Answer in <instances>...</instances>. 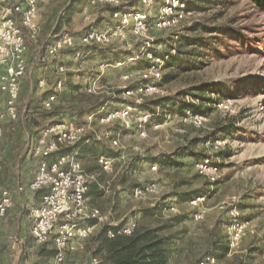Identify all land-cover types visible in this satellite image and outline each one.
<instances>
[{
  "label": "rangeland",
  "instance_id": "374dc122",
  "mask_svg": "<svg viewBox=\"0 0 264 264\" xmlns=\"http://www.w3.org/2000/svg\"><path fill=\"white\" fill-rule=\"evenodd\" d=\"M124 1V5H138L137 0ZM69 2L75 9L79 3L88 4L87 0H39L37 20L41 31L38 41L28 43L29 74L21 85L20 111L25 113L24 101L29 95L38 101L22 133L5 131L10 124L4 125L0 184L4 180L2 171L18 170L23 164L24 171L32 168L31 143L51 122L63 121L73 114L80 116L82 108L94 107L100 101L112 108L130 105L132 99L119 90L139 81V71L146 61L139 49L145 40L160 52L175 46L178 57L165 68L161 92L144 97V102L168 96L173 99L171 103H177L184 98L196 105L193 112L200 108L205 111L208 120L195 126L183 121L184 114L176 112L177 106L164 108L163 121L154 115L145 139L136 135V129L124 131L120 125L97 124L95 130L100 137L109 130L112 137L119 139V145L106 140L84 150L85 166L97 174L101 185L107 187L105 183L110 181L106 193L95 187L88 203L100 209L104 221L111 225L136 221L138 226H164V233L175 235L169 264H195L208 253L212 241L229 243V225L242 221L246 224L242 240L217 264H264V11L251 0H199L202 8L193 6V14L178 28L149 30L148 37L141 39L128 32L132 50L115 42L86 48L83 62L69 51L43 61L40 56L46 44L64 29L56 21L59 9ZM92 6L91 24H101L108 18L107 5ZM147 12L153 16L157 7ZM223 25L231 29L223 30ZM101 26H107L106 20ZM68 27L76 32L75 27ZM132 55L136 59L129 61ZM62 58L67 73L63 75L62 89L57 90L55 67L62 64ZM119 60L128 63L122 69L115 67ZM100 72L99 88L96 94L91 93L87 84L93 74ZM125 72L133 74L129 82L121 79ZM42 78L47 81L44 88L38 86ZM50 90H56L58 102L54 109L45 111L41 102ZM188 91L199 97L186 95ZM46 114L50 118L45 119ZM10 123L18 130V122ZM218 138L223 140L221 145H213ZM102 154L115 158L112 173L103 171L98 164L97 157ZM207 156L218 164L215 180L196 168L198 160ZM164 157L168 160L164 161ZM153 164L157 165L156 171L151 169ZM148 182H155L158 192L134 196V188ZM199 195L205 199L192 205L189 200ZM31 205L28 199L21 207L29 222ZM172 205L175 210L170 209ZM199 211L203 216L196 220L194 215ZM176 215L182 217L180 222L172 220ZM50 249H55L52 240L45 244L31 240L24 256L29 264H49L52 258L46 254ZM88 253L89 249L74 253L71 259L87 260Z\"/></svg>",
  "mask_w": 264,
  "mask_h": 264
},
{
  "label": "built area",
  "instance_id": "2783aa9c",
  "mask_svg": "<svg viewBox=\"0 0 264 264\" xmlns=\"http://www.w3.org/2000/svg\"><path fill=\"white\" fill-rule=\"evenodd\" d=\"M91 4L101 3L105 5H118L119 0H91ZM139 5L112 11V18L116 23L111 27L102 29L90 25L85 30L74 33L69 29L62 30L59 34L52 36L45 48V53L40 59H56L63 51L71 52L74 57L83 62L86 54L85 49L95 46H111L115 42H121L127 50H132V43L127 36L130 32L136 38L148 37L149 30L175 29L193 14L188 7V0H138ZM39 0H0V96L3 105H0V138L4 132L6 122L18 121L21 117L18 104L21 95V85L28 73L29 44L28 39L38 41L41 31L40 23L37 20L39 11ZM157 7V14L151 16L147 11ZM149 39V38H147ZM139 49V53L148 62L139 71V81L129 85L122 90L130 105L121 107H107L106 104L96 110L83 114L70 115L63 121L51 122L40 132L33 147V154L40 158L36 174L32 180L24 185L17 183L15 188L3 187L0 192V226L14 206L15 195L27 190L41 192L38 204L30 209L31 235L38 244H45L53 241L56 249L55 256L49 264H100L98 257L89 254L87 260H73L71 255L87 250L89 239L97 232L104 221V215L100 209L91 207L88 203L91 182L94 179L86 171L83 159L80 155L82 145L92 140L108 141L111 145H119V139L112 137L110 131H106L100 137L95 126L99 125H120L124 131L136 129L140 138H147L148 128L152 124L153 114L141 110L144 97L155 95L161 92V81L166 68V62L176 55V47L169 50L158 51L145 40ZM132 55L129 61L135 60ZM128 61H117L115 67H124ZM56 83L55 89H62L64 85L63 75L66 72L65 64L55 67ZM100 73L91 78L88 88L91 93L98 90V84L102 78ZM133 77L132 72L121 76L124 82H129ZM47 81L40 79L38 86L46 87ZM58 102L56 90H50L42 100L41 106L46 111L54 109ZM58 116V115H57ZM50 118L46 114L45 119ZM185 123L195 126L203 125L207 115L202 112H187L183 115ZM156 127L161 125L156 124ZM104 137V138H103ZM222 139H216L213 145H221ZM64 151L56 158L51 159L53 153ZM98 162L101 169L112 173L115 158L109 155H100ZM1 165V163H0ZM198 172L215 180L219 167L212 157H203L196 164ZM151 169L157 170L153 164ZM107 187L110 181L105 183ZM105 190L107 187L101 185ZM158 192L155 182L139 184L134 188L133 194L136 197H144ZM205 196L192 197L189 202L192 205H199ZM175 210V206L170 207ZM202 213H195L194 218L200 220ZM91 221L97 223L92 224ZM137 222L116 224L115 229L108 231L109 237L117 234L131 235L137 227ZM246 224L235 220L230 224L229 245L230 250L238 246L244 235ZM218 258L207 256L196 264H217Z\"/></svg>",
  "mask_w": 264,
  "mask_h": 264
},
{
  "label": "trees",
  "instance_id": "16d2710c",
  "mask_svg": "<svg viewBox=\"0 0 264 264\" xmlns=\"http://www.w3.org/2000/svg\"><path fill=\"white\" fill-rule=\"evenodd\" d=\"M199 0H188V7L189 9L193 10V6H196L197 8H202V6L198 3ZM203 1V0H202ZM254 5L262 9L264 11V0H251ZM198 3V4H197ZM107 9L110 11L122 9V6H114V5H107ZM223 30L231 29L229 26H221ZM31 41L28 39V43ZM49 43V42H48ZM47 43V44H48ZM46 44V45H47ZM177 50V49H176ZM178 57V53L176 55H173L170 60L166 62V66L173 62ZM147 61H145V65H147ZM145 67V66H144ZM164 80V77L162 78ZM28 83V82H27ZM162 83V81H161ZM31 82H29V85ZM29 88V87H28ZM121 93L122 90H119ZM186 95H192L194 97H199V95L194 94V91H188ZM177 99V98H176ZM33 95H29L26 101H24V104L26 107L25 113L23 114L20 111V119L18 122V130L16 128L12 130L13 127L6 126L5 131H11L12 133H16L18 131L19 133H22L24 129L26 128V125L29 126V118L30 114L34 108V104H36V100ZM172 98L168 96L163 97H157L153 99L146 100L141 105L142 110L149 111L153 114V116H157V119L159 121H163V109L164 108H170L173 109L175 106H177V113L180 114H186L187 110H193L196 105L193 102H186L184 98L180 99V101H173L171 103ZM104 101H100L96 104L94 107L90 108H82L81 113L90 112L93 110H96L97 108L105 105ZM197 112L205 113V111H202L200 108L197 110ZM195 112V113H197ZM4 131V132H5ZM104 140H92L84 145H82V149L80 152V155L84 150H86L87 147L95 146L97 143H102ZM64 153V151L55 152L50 157L51 159L56 158L59 154ZM82 157V155H81ZM99 157V156H98ZM97 157V160H98ZM168 157H164V161L168 160ZM94 180V179H93ZM98 182H100L99 179L96 181L91 182V187L96 185L98 187ZM90 187V188H91ZM99 188V187H98ZM92 189V188H91ZM92 190H90L89 193H91ZM100 192H106V190L101 187ZM41 195V192H40ZM196 197V196H193ZM154 208L152 213L155 212ZM173 221L180 222L182 220V217L179 215H176L172 218ZM171 220V221H172ZM92 224L97 223L96 221H91ZM116 226L111 225L108 222H104L100 229L96 232L94 236H92L88 243H87V249H89V252L93 254L95 257H98L100 260V264H169L170 257H171V245L174 241L175 235L172 233H164L163 230L165 229L164 226L161 227H146L144 225H137L135 230L131 235H124V234H117L115 237H109L108 231L110 229H115ZM208 253L201 257L205 258L207 256H214L216 258H223L226 257L230 252V245L227 242V244H223L222 242L219 243L218 241H212L211 247L207 250ZM56 249H50V251L47 252L46 256L49 258H53L55 256ZM201 259L197 260L199 262ZM196 262V263H197ZM195 263V264H196Z\"/></svg>",
  "mask_w": 264,
  "mask_h": 264
},
{
  "label": "crops",
  "instance_id": "0c3cea01",
  "mask_svg": "<svg viewBox=\"0 0 264 264\" xmlns=\"http://www.w3.org/2000/svg\"><path fill=\"white\" fill-rule=\"evenodd\" d=\"M90 1L91 0H87L88 4L86 6H83L84 5L83 2L79 3L77 9L74 8V5L71 6L70 5L71 3L69 2L67 4L68 6H64L61 9H59V17L57 18L56 21L58 23H60V26L63 25L64 29L71 30L68 26L75 27L74 28V31H76L75 33H78L82 30H85L88 26H90V24L92 22V20H91V12H92L91 6L93 4H91ZM120 1H121L120 4L114 5V6H120L121 5L122 9H127V8H132V7L139 5L138 0H137L138 5H135V4L134 5L133 4L132 5H130V4L124 5L127 2L124 0H120ZM105 20H106L107 26L102 27L101 24L104 23ZM105 20H103L101 24L96 23L97 25H95V26H97L98 28L106 29V28L111 27L113 24H115L116 20H114L112 18V11L111 10L108 12V18ZM82 24L85 25L84 26L85 28L80 27ZM91 25H93V24H91ZM78 27H80V28H78ZM64 29H62V30H64ZM62 60H63V58H62ZM62 63H64V60L62 61ZM119 68L122 69V67H119ZM100 73H102V72H100ZM100 73H97L95 75L93 74L91 78H95ZM125 73H127V72H125ZM125 73H123V74H125ZM0 105H3V100L0 102ZM112 127H114V126H112ZM14 128L15 127H13V129ZM135 133H136V131H135ZM136 135H137V133H136ZM35 142L31 143V149H30V152L32 153V156H33L32 157L33 158L32 159V164H33L32 168H29L28 171H24L26 169V167H24V164H23V165H20L18 170H16V168L13 167L14 169H12V171H10V170L8 171V169L2 171V173H3L2 177L4 180L2 181L3 183L0 184V192H1V188H3V187H9V188L14 189L15 185L17 183H23L24 185H26L32 180V178L36 174L35 172H36L38 165L40 163V158L33 154V147L35 145ZM81 155H82V159H83L84 166H85L86 157L84 156V151L82 152ZM104 155H106V154H104ZM16 158H18V157H16ZM26 164L28 167V165L30 164L29 160H28V163H26ZM1 165H0V169H1ZM15 165H16V163L14 162V166ZM85 169L92 176H94L93 181H96L97 179H99L97 174L93 170L89 169L88 166H85ZM97 184L99 187L98 190H100L101 183L98 182ZM95 187H96V185L94 187H91L92 191H91V193H89V196H91V194L94 193ZM40 196H41L40 192L30 191V190H27L26 192H23V193H17L15 195L14 206L10 210V212L7 214V216L3 219L1 226H0V264H29L27 261V256H24L26 253L25 250L27 249V243H30L31 240H34L35 243H37V242L35 241V239H33L32 235H31L32 223L28 221V219H27L28 216L25 214V212L22 211L21 207H23V208L25 207V203L28 199L32 200L31 206L38 204V202L40 200Z\"/></svg>",
  "mask_w": 264,
  "mask_h": 264
}]
</instances>
